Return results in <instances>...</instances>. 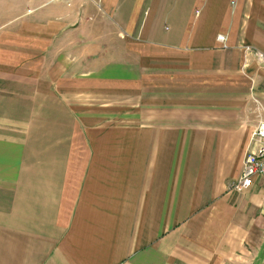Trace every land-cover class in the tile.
Masks as SVG:
<instances>
[{"label":"crops","instance_id":"1","mask_svg":"<svg viewBox=\"0 0 264 264\" xmlns=\"http://www.w3.org/2000/svg\"><path fill=\"white\" fill-rule=\"evenodd\" d=\"M4 12L0 264H264V177L228 191L264 115V0Z\"/></svg>","mask_w":264,"mask_h":264},{"label":"built area","instance_id":"2","mask_svg":"<svg viewBox=\"0 0 264 264\" xmlns=\"http://www.w3.org/2000/svg\"><path fill=\"white\" fill-rule=\"evenodd\" d=\"M217 40L224 43L223 35L217 36ZM245 54L251 55L256 65L264 70V53L253 46L243 48ZM251 140L253 149L248 151L242 161L239 177L228 186L229 192L242 193L249 189L253 180L258 177H264V115L259 119L255 126Z\"/></svg>","mask_w":264,"mask_h":264},{"label":"rangeland","instance_id":"3","mask_svg":"<svg viewBox=\"0 0 264 264\" xmlns=\"http://www.w3.org/2000/svg\"><path fill=\"white\" fill-rule=\"evenodd\" d=\"M8 0H0V10H2V12H0V15H5V4H6V2H7ZM10 17H13V14L11 15V14H9L8 15V18H10Z\"/></svg>","mask_w":264,"mask_h":264}]
</instances>
